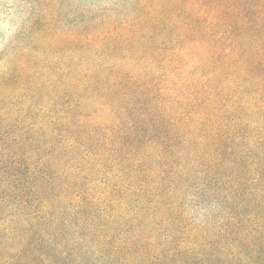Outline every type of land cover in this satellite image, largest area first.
<instances>
[{
  "label": "trees",
  "instance_id": "1",
  "mask_svg": "<svg viewBox=\"0 0 264 264\" xmlns=\"http://www.w3.org/2000/svg\"><path fill=\"white\" fill-rule=\"evenodd\" d=\"M81 43L4 85L0 264H264V0H173Z\"/></svg>",
  "mask_w": 264,
  "mask_h": 264
},
{
  "label": "rangeland",
  "instance_id": "2",
  "mask_svg": "<svg viewBox=\"0 0 264 264\" xmlns=\"http://www.w3.org/2000/svg\"><path fill=\"white\" fill-rule=\"evenodd\" d=\"M172 1L0 0V97L9 91L4 88L7 82L13 86L35 79L42 69L61 75L68 64L83 60L81 32L85 29L102 22L127 21L136 15H157ZM47 72L40 77H48ZM5 108L0 105V115ZM5 125L0 117V126ZM192 214L199 224L203 221L201 213L192 209Z\"/></svg>",
  "mask_w": 264,
  "mask_h": 264
}]
</instances>
